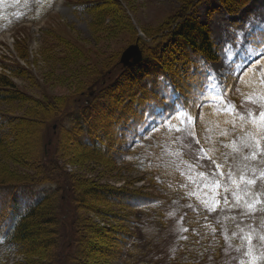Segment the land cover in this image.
Listing matches in <instances>:
<instances>
[{
  "label": "rangeland",
  "instance_id": "374dc122",
  "mask_svg": "<svg viewBox=\"0 0 264 264\" xmlns=\"http://www.w3.org/2000/svg\"><path fill=\"white\" fill-rule=\"evenodd\" d=\"M188 11L210 28L221 57L205 61L208 77L199 74L193 95L168 92L165 112L158 90L128 94L134 82L120 59L136 43L150 57ZM0 77V91L20 95L0 100V177L58 176L79 187L91 225L74 264L104 260L112 230L119 243L110 264H124L136 241L149 264L153 256L164 264H264V0L234 14L221 0H0ZM83 104L106 116L100 131L117 136L113 161L91 159L69 138V116ZM164 180L176 191L157 204L165 203L160 217L139 216L141 199L128 206L83 192L108 186L142 194L146 204L162 195ZM50 187L18 193L34 201ZM49 241L38 232L25 242L30 255L14 252L9 264H56Z\"/></svg>",
  "mask_w": 264,
  "mask_h": 264
},
{
  "label": "trees",
  "instance_id": "16d2710c",
  "mask_svg": "<svg viewBox=\"0 0 264 264\" xmlns=\"http://www.w3.org/2000/svg\"><path fill=\"white\" fill-rule=\"evenodd\" d=\"M249 1L221 0V3L227 12L234 14ZM100 14L103 15L102 12ZM171 45H174L172 49H170ZM148 52L151 55L150 57L144 53L140 64L126 69V76H129L134 82L128 94L134 93L136 96H140L143 90H152L153 92L158 90V94L163 98L162 101H159L161 102L159 105L165 108H168L166 103L168 92L178 93L180 91L179 88H181V92L187 95L186 97H189L199 91L202 88V78H198L199 74L203 73L202 80L208 77L209 68L205 61H215L221 57L220 47L216 44L210 28L189 11L178 21L169 34L167 33L160 39L157 45L149 47ZM164 52L166 55L162 56ZM169 52L172 54L169 55ZM0 78L1 81H5L4 77ZM163 81H167L169 86H164ZM106 88L109 90V87ZM102 93L104 94L105 92L103 91ZM19 97L20 95L17 91L11 93V95L0 91V100H16ZM92 107L93 105L83 104L77 112H72L69 117L72 119L73 124L66 131L69 133V138H73L74 145L82 154L91 157L95 161L102 159L106 162H111L113 160L110 153L116 146L117 136L110 134L109 131L99 130L100 123L105 124L107 118L97 112L94 114ZM52 134L53 137L50 136L51 133L50 135L48 133V137H51L48 139L52 140L53 138L55 140V136L58 133L53 131ZM53 142V140L51 143L43 142V155L47 153L43 147H46L47 144L52 145ZM64 178L56 176L49 180L40 178L7 180L0 177V264H9L10 257L14 252L25 256L30 255V249L25 242L37 236L38 232L50 234L49 246H52L56 251L54 254L56 264L75 263L80 239L83 234H86V230L91 224L86 222L80 213L81 209L83 207L88 208V205L84 203V199L79 197V192L77 191L80 190L78 189L79 187L74 186L71 180L66 182ZM150 178L153 179V176L150 175ZM49 182L54 185V188L50 187L44 190L43 194L34 201L25 202L24 196L18 193L21 188L48 184ZM164 182L160 183L163 186L159 189L162 195L156 200L150 198V201L146 204H140L141 200L144 201L142 194H131L129 196L125 191L109 188L108 186L96 185L89 188L84 186L83 192H93L95 198L102 200V202L124 203L128 206H134L136 198L141 199L136 206L139 209V216H142V213H149L154 210L157 213V217H160L159 212L164 213L162 206L165 203H161L159 206L157 204L163 201L165 193L176 191L175 186L169 187V181L164 180ZM164 184L169 189H166ZM68 204L73 205L70 207L72 212L68 210L69 215L72 217L71 225L70 223L66 225L65 223L68 222L61 218L65 211V206ZM52 224L56 227L53 226L48 229ZM68 226L70 227L68 228ZM112 231L110 234L112 242L107 244L106 247L107 250L111 249L109 252L111 255L114 251H117L116 248L119 243L115 236L118 235L117 231ZM62 244H64L63 247ZM141 252H143L141 246L136 241L128 247L124 264H129L130 262L132 264H149V261H146V256ZM109 254L107 252L104 256L105 259L99 260L96 264H110L109 260L111 258L108 256ZM151 259L152 264H164L160 256H153ZM190 262L186 261V264H193ZM23 263L29 264V261L26 259L22 263L17 261L13 264ZM80 264L83 263L80 262Z\"/></svg>",
  "mask_w": 264,
  "mask_h": 264
},
{
  "label": "water",
  "instance_id": "95a60500",
  "mask_svg": "<svg viewBox=\"0 0 264 264\" xmlns=\"http://www.w3.org/2000/svg\"><path fill=\"white\" fill-rule=\"evenodd\" d=\"M142 55L139 44H132L123 51L120 62L125 66H133L141 62Z\"/></svg>",
  "mask_w": 264,
  "mask_h": 264
},
{
  "label": "snow or ice",
  "instance_id": "6c2138e0",
  "mask_svg": "<svg viewBox=\"0 0 264 264\" xmlns=\"http://www.w3.org/2000/svg\"><path fill=\"white\" fill-rule=\"evenodd\" d=\"M201 107H203V104H201ZM177 115H182V113H177ZM261 119L264 120V113H261ZM153 123H154V120H153ZM220 166L217 165V168H219ZM185 231H187V229H185ZM186 239V237H185Z\"/></svg>",
  "mask_w": 264,
  "mask_h": 264
}]
</instances>
